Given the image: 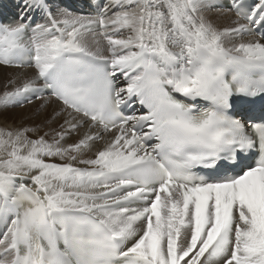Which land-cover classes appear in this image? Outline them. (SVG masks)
Returning <instances> with one entry per match:
<instances>
[{
  "label": "snow or ice",
  "instance_id": "6c2138e0",
  "mask_svg": "<svg viewBox=\"0 0 264 264\" xmlns=\"http://www.w3.org/2000/svg\"><path fill=\"white\" fill-rule=\"evenodd\" d=\"M85 6L0 19V264H264V0Z\"/></svg>",
  "mask_w": 264,
  "mask_h": 264
},
{
  "label": "bare ground",
  "instance_id": "6f19581e",
  "mask_svg": "<svg viewBox=\"0 0 264 264\" xmlns=\"http://www.w3.org/2000/svg\"><path fill=\"white\" fill-rule=\"evenodd\" d=\"M69 2H80L85 4L87 0H68ZM18 0H0V17L3 15L13 14L18 12L16 7ZM11 16V15H9ZM214 21L221 26L230 25L232 20L235 19L234 14L222 10L221 12L211 13ZM31 69L28 68H17L0 65V92L4 90V86L10 78L18 75L31 74ZM40 101L33 100L31 104H24L22 107L17 106L9 108L6 111H0V127L4 128H17V127H35L36 125L42 124L51 113V109L40 110ZM44 130H47L46 128Z\"/></svg>",
  "mask_w": 264,
  "mask_h": 264
}]
</instances>
